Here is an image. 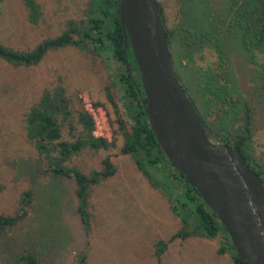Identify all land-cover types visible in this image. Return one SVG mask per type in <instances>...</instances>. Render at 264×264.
<instances>
[{
	"label": "rangeland",
	"instance_id": "1",
	"mask_svg": "<svg viewBox=\"0 0 264 264\" xmlns=\"http://www.w3.org/2000/svg\"><path fill=\"white\" fill-rule=\"evenodd\" d=\"M155 1L172 32L174 71L204 124L233 141L242 133L247 106L251 124L244 150L264 175V55L252 59L231 25L235 0ZM92 2L0 0V43L30 52L43 40L85 23L94 12ZM183 26L206 32V40L187 39ZM92 51L74 46L52 49L31 67L0 59V215L19 217L0 238V264H24L29 256L34 264H80L81 257L83 264H233L229 252L219 254L224 234H190L131 156L121 153L118 64L102 51ZM220 73L227 78L233 104L215 97ZM54 90H62L70 101L71 116L62 123L61 140L78 138L82 127L77 115L84 112L92 119V135L104 130L110 143L107 149H84L64 163L87 177L101 173L106 158L115 169L113 176L88 185L86 225L78 214L74 181L53 177L50 164L27 137L29 109ZM147 170L153 182L167 175L160 168ZM25 192L31 195L26 206L21 201ZM177 233L187 236L171 240Z\"/></svg>",
	"mask_w": 264,
	"mask_h": 264
},
{
	"label": "trees",
	"instance_id": "2",
	"mask_svg": "<svg viewBox=\"0 0 264 264\" xmlns=\"http://www.w3.org/2000/svg\"><path fill=\"white\" fill-rule=\"evenodd\" d=\"M92 1L94 12L91 13L85 23H81L78 27L70 26L68 31L63 32L58 37L43 40L30 52L13 50L0 43V59L15 67H31L36 66L49 50L67 46H74L88 51L91 47L93 53L97 54V52L102 51L108 58L110 57L113 62L118 64L115 72L117 82L114 83L117 84L120 90L119 101L123 107V118H117L118 128L124 140L121 153L131 156L138 170L147 178L152 187L166 198L173 214L192 231L190 234L202 238H215L219 233L224 234L225 244L219 250V254H224L227 251L233 264H248L243 262L236 254L225 229L209 207L201 200L196 190L170 164L150 127L145 106L142 104L145 95L141 87L133 53L128 42L127 47L124 45L117 0ZM156 3L162 11V24L166 32L167 45L174 70V58L171 52L172 32L166 28L162 7L158 2ZM232 9L234 15H232L230 23L241 34V42L251 53L252 59L256 54L264 55V0H235ZM182 30L189 35L187 39L194 41L193 37H195V43L198 40H206L207 38L204 37L206 32L200 34L199 30L184 26ZM220 64L221 66L225 65L224 62ZM174 74L181 84L178 74L175 71ZM218 77L221 78L222 83L215 91V97L219 98L222 104L227 102L233 104L234 101L228 92L226 76L220 73ZM181 86L183 87V84ZM183 89L185 90L184 87ZM188 98L208 138L211 141L226 144L238 150L243 155L245 163L260 177L264 186L263 172L258 166L251 164L244 150L245 142L250 137V109L247 106L244 107L242 133L238 134L233 141H230L206 127L194 101L189 96ZM69 104L70 101L65 97L62 90H54L52 93L45 92L39 102L31 107L27 113V137L34 143L38 154L44 156L50 164L48 171L52 173L53 177L68 178L74 181L75 194L79 203L78 214L82 223L86 225L87 218L84 208L86 206L88 185L113 176L115 169L109 158L104 159L102 162L103 171L91 177L64 166V163L73 155H77L84 149L89 148L97 151L107 149L110 145L106 139L93 137L92 119L84 112H79L77 115L78 124L82 127L78 138L73 142L61 140L62 123L71 116ZM113 107L116 112V105L113 104ZM60 117L61 119H59ZM126 123H129L130 126L128 127ZM158 168L163 169L167 175L163 174L159 181L153 182L147 169ZM21 201L24 206L28 205L31 201L30 192L23 193ZM18 219L19 217L16 216L0 215V238L8 228H12L17 223ZM185 235L187 236L186 233H177L171 240ZM84 261V257H81L80 264H83ZM34 263L35 259L29 256L25 259L24 264Z\"/></svg>",
	"mask_w": 264,
	"mask_h": 264
},
{
	"label": "water",
	"instance_id": "3",
	"mask_svg": "<svg viewBox=\"0 0 264 264\" xmlns=\"http://www.w3.org/2000/svg\"><path fill=\"white\" fill-rule=\"evenodd\" d=\"M133 53L145 112L170 164L223 226L239 258L264 264V186L236 149L211 141L171 63L162 11L155 0H117Z\"/></svg>",
	"mask_w": 264,
	"mask_h": 264
},
{
	"label": "built area",
	"instance_id": "4",
	"mask_svg": "<svg viewBox=\"0 0 264 264\" xmlns=\"http://www.w3.org/2000/svg\"><path fill=\"white\" fill-rule=\"evenodd\" d=\"M93 137H95V138H102V139H105L106 138V135H105V131L103 130V131H96V132H94V136Z\"/></svg>",
	"mask_w": 264,
	"mask_h": 264
}]
</instances>
